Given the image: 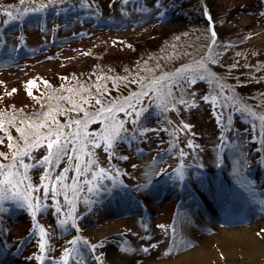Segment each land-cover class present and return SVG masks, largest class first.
Segmentation results:
<instances>
[{
  "label": "rangeland",
  "instance_id": "374dc122",
  "mask_svg": "<svg viewBox=\"0 0 264 264\" xmlns=\"http://www.w3.org/2000/svg\"><path fill=\"white\" fill-rule=\"evenodd\" d=\"M35 1L38 0H26L21 4L20 0H0V5L17 3L20 9ZM78 1L77 10L59 7L47 13L43 19H26L22 27L15 26L14 22L4 23L5 10L0 11V26L5 28L6 41L10 42L5 53H13L14 47L19 48L17 36L21 31L23 36L24 52L19 54V59L12 61L6 58L0 62V106L20 107V113H23L14 125H7V133L18 142L22 143L16 129L23 126L20 123L22 120L39 123L45 113L52 111L55 121L70 117L71 120L64 123L66 125L76 115H82V112L69 110L71 105L60 98L62 93L75 92L81 93V97H88L90 103L82 105L86 108L97 105L93 97L107 104L117 99L122 101L136 93L116 99L110 93L114 91L116 79L131 77L129 85L136 88L144 79L149 83L151 78L163 72L177 69L187 72L193 67L195 73L187 72L179 76L183 81L189 76L191 81L193 75H200L198 72L203 73L207 66L216 71L218 78H226L233 86L230 83L224 85L218 79L213 89H218L223 99H205L206 94L212 93L206 92L209 84L196 82L190 88L194 97L192 103L182 107L178 114L170 110L165 113L169 117L170 133L179 150L185 154L181 156V166L186 171L182 189L171 173L164 177V169L175 162V157L169 150L157 156L161 150L156 140L159 133H155L150 126L144 127L150 134L146 133L147 150L145 154L140 153L142 156L135 152L133 146L130 148L123 142H118L117 147L126 153V159L110 155L104 150L103 144L93 149L98 164V167L93 166V171L103 168L106 175H98L93 179L91 173H86L79 177L80 181H91L92 187L83 183V189L79 192L74 213L75 227L72 226L73 220H69L66 225L54 222L57 227L53 224L54 232L50 233L47 244L52 260L45 264H57V258L64 254L65 249L71 248V231L78 232L81 243V251L75 254L78 264H117L115 262L119 255L130 257L132 261L128 264H143L145 261L147 264H180L179 258L186 252L200 251L203 247L209 249L210 254H199V264H246L242 263L239 243L221 244L213 238L228 233L231 228H239L260 239L264 251V191L259 186L261 176L257 169V166L264 167V152L259 154V161L251 158L254 146V140L251 139L252 123L247 121L246 125L243 124L245 121L239 114L245 107L232 97L233 93L234 97L241 94L247 100L244 104L248 110L264 116V0H210L215 22L209 25L208 33L206 24H201V20L187 16L178 18V15L173 17L168 0H163L162 8L155 0H143L141 4L135 0ZM187 7L198 13L201 11L193 1H188ZM175 8L178 9V6ZM162 15H170V19L163 24H156V18ZM241 31H245L247 37L242 48L226 43V34L239 37L236 35ZM209 33L216 42L208 40ZM54 36L59 37L56 43H53ZM152 50H155L153 56L149 54ZM246 69L252 70V75L238 74L235 82L226 76V71ZM100 70L102 74L106 73L105 81L95 77ZM34 79L44 86L38 89L46 88L40 106L39 101L34 102L29 95L32 90L29 82ZM56 82H63L67 86L64 88L66 91L54 86ZM79 84L80 87L77 86ZM81 87L87 91H82ZM129 87L127 90H130ZM68 89L73 91L69 92ZM58 92L60 95H54ZM81 97L75 99L80 100ZM147 97L142 98L139 107L150 102ZM41 108V118L25 119L24 115L30 116L28 113L38 112ZM220 108L226 119L224 124L220 123ZM59 109L65 110L63 115ZM116 115L117 119L124 121L127 129L131 117L128 118L123 112ZM231 115L234 117L231 118ZM185 124L189 125L187 129L183 128ZM98 127L88 125L87 131L98 132ZM229 128L233 141L228 143L225 140V143L222 136L229 132ZM45 131L41 129V132ZM161 131V142L164 141L165 145L168 141L166 131ZM0 141H3L0 143V152L8 154L10 158L5 132L0 131ZM221 144L224 146L219 147ZM221 148L223 160H226L223 166L220 165L222 162H217L221 160ZM30 155L31 159L28 156L22 158L27 164L42 159L47 155V150L38 147ZM213 161L216 163L215 172L205 177L198 164L204 166L206 162L211 164ZM7 162L0 157V163ZM70 164L74 162L61 160L55 166L53 176ZM44 171V167L29 169L30 181L27 182L38 185ZM67 175L69 179L65 183L71 184V177L75 173L70 170ZM255 176H259L257 181L254 180ZM185 179L194 181L196 188L189 186ZM225 184L230 186V196ZM89 188L92 190L89 191ZM129 189L138 191L137 198L143 201L142 205L130 195ZM34 195L43 196V190ZM55 199L60 202V206L62 204V208L65 207L62 195ZM179 199L183 201V207L179 205ZM8 200L18 202L11 198L0 200V211L4 213L0 222V243L3 245L0 248V264H39L36 254L37 231L27 228L31 215H28L23 205L17 207L19 203L5 204ZM43 202L51 207L38 213L37 218L53 223L54 216H59L54 213L55 209L52 210L55 201L43 199ZM203 202H209V211L201 207ZM206 237H213L208 246L203 243ZM230 245L233 250H230ZM18 247L20 249L17 251ZM61 263L58 261V264ZM247 264H264V256Z\"/></svg>",
  "mask_w": 264,
  "mask_h": 264
},
{
  "label": "snow or ice",
  "instance_id": "6c2138e0",
  "mask_svg": "<svg viewBox=\"0 0 264 264\" xmlns=\"http://www.w3.org/2000/svg\"><path fill=\"white\" fill-rule=\"evenodd\" d=\"M25 2L26 0H20L21 4ZM43 7L42 5L41 8L31 10L40 11ZM24 11L27 12L29 9H25ZM6 15L9 20L4 21V23L17 19V16L13 15L12 12H7ZM214 35L215 33H213ZM191 82L193 81H189V83ZM172 84H175V82L173 81ZM31 86H33V82L30 81L29 87ZM68 91L72 92L73 90L68 89ZM82 91L87 90L82 88ZM150 92L156 93L154 102H157L158 107H162L164 111L169 110V104H171L173 96L169 82L164 77L149 81L148 84L143 86L139 94L133 93L123 98L122 101L117 99L104 104L100 98L93 97L95 104L102 105L94 112H89L82 107V105L90 103L88 97H81L79 101L73 97H62V99L67 100L71 105L70 111L83 112V117L73 119L70 124L64 126L55 121L52 111L45 113L44 119L39 123L22 120L20 123L23 126L16 129L19 133V141H22V143L18 142L6 131V125H14L15 118H7L4 114H0V131H5L8 139L7 147L11 154L9 158L8 154L0 152V157L8 161L7 163H0V200L11 198L22 201L30 210L32 219L35 221L37 214L42 213L48 207V205L42 202L43 199H52L55 201L53 206L56 213L64 217L60 219L59 223L66 225L69 220H73L72 226L75 227V200L78 197L79 184L81 183L79 177L84 176L86 173H91L93 179L98 175H106L103 168L93 171L94 165L98 167L93 149L100 148L103 144L104 150L110 155H114L116 142L123 138L122 133L128 131L124 127V121L117 119L116 114L123 112L127 117H132L134 114L135 119L132 120V123H137L140 117L147 111V107H139V105L142 103V98L149 96ZM29 95H31L30 92ZM75 95H79V93H75ZM177 103H185V101L180 99ZM64 112L65 110L59 109L61 115ZM261 119H264V117ZM49 120L52 122L49 123ZM97 120L102 124L101 131L99 133L88 132L89 123L96 122ZM73 126L75 127L73 128ZM188 127L189 125L187 124L183 125L184 129ZM65 128L68 131H65ZM41 129H46V131L41 132ZM144 131H147V129H144ZM0 143H3V141H0ZM38 147H46L47 155L40 160H36L33 164L25 163L22 158L28 156L31 159L30 153ZM122 158L126 159V157ZM64 159L72 161L74 164H70L69 167H65L58 175L53 176L55 166ZM37 167H44L45 171L40 177V184L33 185L27 182L30 181L28 170ZM70 170L75 175L71 177L73 182L67 184L65 181L69 179L67 173ZM82 183L90 184L91 181L85 179ZM41 189L43 190V196L34 195V193H39ZM91 190L92 188H89V191ZM6 193H11V196L5 195ZM61 195L64 197L65 207L63 208L60 206V202L55 199ZM34 227L39 233L38 247L42 254L37 257V260L42 264L46 259L43 254L49 250L46 239L49 233L39 223H36ZM69 243L75 245L76 241H69ZM74 251V248L64 250V254L61 257L62 264H68L69 258H75L72 255Z\"/></svg>",
  "mask_w": 264,
  "mask_h": 264
},
{
  "label": "trees",
  "instance_id": "16d2710c",
  "mask_svg": "<svg viewBox=\"0 0 264 264\" xmlns=\"http://www.w3.org/2000/svg\"><path fill=\"white\" fill-rule=\"evenodd\" d=\"M135 1L138 4H141V2L143 0H135ZM155 1L158 4V6H160V8L163 7L162 6L163 0H155ZM188 1H193L196 4V7L199 6L201 11H199V13H198L195 9H191V8L187 7V2ZM78 2H79L78 0H38V1H35L34 3H29L27 6H23V8H20V9H18L17 3H12V4L9 3V4H6V5L1 4L0 5V11L1 10H5L3 15L5 16L6 20H9L8 16L6 15L7 12H12L13 15H16L17 16L16 20H10V22H14V21H18L19 20L18 18L20 16H22V14L25 13V11H24L25 9H29V11H27V12H31V11H34V10H31V9L41 8V6L43 5L44 7L41 10H46V9H49V8L56 9V8L64 7V6L70 7V8H73V9L77 10L76 8H77V5H78ZM168 2L170 3V6H172L171 7V11H173V15H172L173 17L178 15V18H181L183 16H187L188 18L189 17H193L195 19L201 20L200 21L201 24H204V23L206 24V25L204 24L205 28H206V32L207 33L210 32L209 25H208V23H207V21L205 19V14H208L210 16V18H212V22H215V17H214L215 15L213 14L212 7H211L212 3L210 2V0H168ZM175 6H178V9L175 8ZM197 14H198L199 17L197 16ZM156 19H157L156 24H163L164 22H166L167 20L170 19V15L169 16L167 15V16H164V17L162 15L160 17H157ZM108 25L110 26V23H107V26ZM3 34H4L3 30L1 29V26H0V53L2 52V57L1 58H2V60H5L6 58L9 59V60H12L14 58L12 53H8V54L5 53V50L8 49V46L5 45ZM209 34H208L209 35L208 40L211 41V43H212V41L216 42V41L213 40L214 37L212 38V34L211 33H209ZM238 34L239 35H236V36H239V37H234V36H231L229 34H226V35H228V37L226 38L227 39L226 43L229 42L230 44H233L236 47L242 48V46L244 45L243 43H245L247 41V39H246L247 37H245L246 36V32L245 31H241ZM154 53H155V50H152L149 54H151V56H153ZM17 56H19V54H17ZM157 56H159V54H157ZM16 59H18V57H16ZM191 61H188V62H191ZM186 63H183V64H186ZM234 70H236V69H234ZM234 70L226 71L228 73V75H231V76H228L226 74V76L229 79L231 78L230 80L232 82L236 81V78L239 76L238 74L243 75V74L247 73L249 76H251L252 73H253L252 70H247V69L243 70V71L242 70L234 71ZM187 72L189 74L190 73H195V69L192 67V68L188 69ZM187 72H184V70H181V69H177L176 71H171V72H167V73L163 72V73L160 74V76L157 75L156 77L151 78V80H150V81H152V80H155V79L161 78V77L167 78V80L169 82V86L171 87L172 96H173L171 104H169V110L170 111H174V113L178 114L181 111L182 107L192 103L194 97H193V93L191 92L190 88H191V86L193 84H195L196 82H200V81L206 82L207 85L209 84V87H208L206 92H208V91L212 92V93H209L208 95L206 94L205 96H207V97L204 96L205 99H207V98L213 99V97H215L216 99H217V97L219 99H223V97L219 93L218 89L214 90L213 86H215V82L218 79H220L221 83L224 84V85H227V83H230V82L226 78H223V77L218 78L215 75L216 71L211 66H207L206 69H204L202 71L203 73L198 72L200 75H197V74L193 75V79H191V81H193V82H191V83H189V80H190L189 76H186V81H183L179 77V76H181L183 74H186ZM102 73H103V71L100 70L95 77L98 78L101 81L102 80L105 81V78H104L105 76L104 75H106V73H104V74H102ZM176 74H179V75L175 76ZM87 75L89 76V73H87ZM166 75H168V76H166ZM130 78L131 77H124V78L116 79V86L114 88V91H110L111 95H113L117 99V98H120L122 96H128V93L136 92V94H139L142 91L143 86L148 84V82H146L145 79H144L143 82H140L139 84H137L136 88H138L139 90L136 91V88H134V85L133 86L129 85ZM173 81L175 82V84H172ZM33 83H34V85L32 86V90H31V95L30 96L33 97L34 102L37 103V101H39V106H40V100H41L42 96L44 97V95L46 94V88H43V89H38L37 88L39 86L40 87H44V86H42V84L40 83L39 80L35 81V79H34ZM112 83H115V82H112ZM54 86H58L59 89L62 88L61 90H63L64 88L67 87L66 85H64L63 82L62 83L61 82L60 83L56 82L54 84ZM77 86L80 87L81 85L79 84ZM108 86H109V83H108ZM49 87H52V86H48L47 88H49ZM127 87H129L130 90H127ZM33 88L36 89V91H34ZM64 90L66 91V89H64ZM233 90L235 91L234 87H233ZM41 91H42V93L40 95ZM231 93H233V91ZM58 94L60 95L59 92L57 94H54V95L57 96ZM87 94H88V92H86V96H87ZM213 94H215V95H213ZM149 95H150V97H147V99H149L150 102L146 106H144V107H147V111L140 117L139 121L137 123H135V124L132 123V120L135 119V115H133L131 117V119H129V126L127 127L128 131L125 132V133H122V137L123 138L119 139L116 142L115 154L114 155L117 158L126 157V153L121 152L118 149V147H117V143L118 142L126 143V145L128 147H130V148H131V146H133L135 148V152L138 153L140 156H142L141 154H145L146 150H147V147L145 146L146 139H147L146 133L150 134V131L146 132L143 129H144L145 126H150L151 129L155 130V133H159V135L157 136L158 139H156V140L159 141V148L161 149L160 150V155H163L166 151L169 150L170 153L173 154V156L175 157V162L171 163L167 167V169H164L163 175L167 176L169 173L173 172L176 175V178L179 179V183H180V182L183 181V176L186 177V173H185L186 171L181 166V163H182L181 162V156L185 155V154H184V152L179 150V147H178L177 143L174 141V138H173V136L170 133L169 124H168L169 117L167 116V114L165 115L166 111L164 112V110H162V107H158L157 106V102H154L156 93L150 92ZM233 95H234V93H233ZM233 95H232V97H233V99H235V102H238V103H240L241 105H243L245 107V109H243V111L239 114L240 117L245 121L243 124L246 125L247 121H251V123H252L253 132L251 134V139L254 140V146H253V149H252V152H253L252 156L253 157H251V158H256L257 161H259L261 159L260 157H258L259 154L264 152V119H261L264 116L263 115H257L253 111L248 110L247 106H245V104H244V102H247V100H245L244 97L241 94H240V96L238 95V97H236V96L234 97ZM63 96H65V97H73L74 99L77 97L76 99H78L79 96L80 97L82 96V94L79 93V96H78V95H75V92H73V93H62L60 95V98L63 97ZM180 99L185 101V103H177V101L180 100ZM93 100H95V99H93ZM77 101H79V100H77ZM93 104H94V101H93ZM101 106L102 105L89 106V107H86L84 109L89 111V112H94L96 109L100 108ZM0 109H1L0 114H4L7 118L14 117L15 121L18 118L23 116V113H20V111H21L20 107H15L13 105H11V106L3 105V106H0ZM41 110H42V108L38 109V112H30V113H28V114H30V116L24 115V117L27 120H28V117H29V119L37 120V119H39V117L41 118V114H40ZM169 110H167V112ZM220 112L222 114V116L219 117L220 123L224 124L226 119H225V116H224V114L222 112V108H220ZM16 113H19V115L17 114V116H15ZM83 115H84V113L82 112V115L78 114L75 117H80V116L83 117ZM214 115H216V113H214ZM75 117H74V119H76ZM233 117H234V115H231V118H233ZM128 118H130V117H128ZM68 120H71V118L70 117H63V118L59 119L57 122L59 124H61V125H65L64 123L66 121H68ZM217 121H218V118H217ZM95 125H99V127H98L99 131L97 132V133H99L101 131V129H102V124L100 123L99 120H97L96 122H93V123H89V127H94ZM161 130H165L166 131V138H167L168 141L165 143V145H163L164 141L161 142V140L163 138V134H162ZM6 131H8L7 130V125H6ZM65 131H68V129H65ZM228 131L229 132L225 133V136H222L223 140L222 139L221 140L222 141L226 140L228 143H231L233 140L231 138L232 135L231 134L229 135V133L231 131L230 128L228 129ZM1 132H5V131H1ZM141 132H143V134H141ZM224 138H226V139H224ZM226 141H225V143H226ZM225 143H224V145H225ZM222 144H223V142H222ZM222 144L219 147L224 146ZM125 148H126V146H125ZM45 149H46V147H45ZM181 153H183V154H181ZM155 157H156V155H155ZM219 157L221 158V160H219L217 162H218V164L222 162L220 165L223 166L224 162H226V160H223V158H224L223 148L220 149ZM260 162H262V161H260ZM215 164L216 163H214V161H213V163H211V164L206 162L204 164V166L201 165V164H198V165L202 169L203 173L205 174V177H207V175L210 177L212 175V173L215 172V168H216ZM117 168L121 169L120 167H117ZM114 169H116V168L114 167ZM116 171H117V169H116ZM225 180H227L226 177H225ZM187 181H188L189 184H192L193 186L196 185V183L194 181H192V180H187ZM121 183L124 186H128L127 183H125V182H121ZM88 185L90 187H92V185H90V184H88ZM83 186H84V184L82 183V180H81V183L79 184V189L82 190ZM227 188L229 190L230 186L227 185ZM80 190H79V192H80ZM129 190H130V193H131L132 196H137V193H138L137 190L134 191V192L131 191V189H129ZM79 192H78V195L80 194ZM8 194L10 195L11 193H8ZM44 200H46V199H44ZM78 201H79V196L75 200V209L77 207ZM43 203L45 205H48V208L51 207V205L47 204L46 202H43ZM54 204H55V202L52 203V207H53L52 210L55 209V207L53 206ZM24 206H25L24 209L27 210L26 212L30 216L31 215L30 210L27 208L26 204H24ZM61 207H62V204H61ZM54 213H56L55 210H54ZM15 215H17V213ZM15 217H17V216H14V218ZM30 218H31V220L29 221L28 226H27L28 229H36L34 227V225L36 223H39L40 225H42L46 229V231L49 233V236H50V233L54 232V230H53L54 222L59 223V220L61 218H64V217L61 216V215L54 216L53 223L43 222V221L39 220V218H37V216H36V220L35 221L32 219V215L30 216ZM56 223L54 224L55 227L57 226ZM69 235H70V238H69L70 241L75 240L76 243L79 242L78 232L71 231L69 233ZM48 238L49 237H46L47 240H48ZM37 244H39V238L37 239ZM75 245L71 244V246H72L71 248H75ZM38 249H39V247H38ZM73 257H74V255H73ZM72 259L73 258H69L70 261Z\"/></svg>",
  "mask_w": 264,
  "mask_h": 264
},
{
  "label": "bare ground",
  "instance_id": "6f19581e",
  "mask_svg": "<svg viewBox=\"0 0 264 264\" xmlns=\"http://www.w3.org/2000/svg\"><path fill=\"white\" fill-rule=\"evenodd\" d=\"M212 20V18H211ZM214 23V22H213ZM5 32V31H3ZM202 208H205L206 211H209L211 206L209 202H203ZM210 218V214L208 215ZM214 218V217H212ZM225 230V229H223ZM213 237H206L203 240V243L205 246L209 245L210 239L213 238L215 240H218L221 244L230 243L233 242L236 244L241 245V254L243 255L242 263L247 262L250 263L257 260L260 256H264V251L262 250L261 241L256 236H254L251 232L244 233V231H241V229H229L228 233L220 234V236H214ZM206 247H203L200 251L191 250L190 252H186L184 255H182L179 260L180 264H199V254H210L209 249H205ZM233 250L232 245H230V250ZM120 257H117L116 262L117 264H128L132 261V259L128 256L119 255ZM148 262L145 261L143 264H147ZM226 264H230V262H226Z\"/></svg>",
  "mask_w": 264,
  "mask_h": 264
}]
</instances>
